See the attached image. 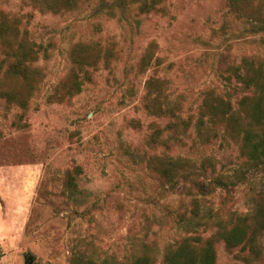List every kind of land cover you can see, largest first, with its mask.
I'll list each match as a JSON object with an SVG mask.
<instances>
[{
	"label": "rangeland",
	"instance_id": "374dc122",
	"mask_svg": "<svg viewBox=\"0 0 264 264\" xmlns=\"http://www.w3.org/2000/svg\"><path fill=\"white\" fill-rule=\"evenodd\" d=\"M47 1L0 0V15L17 19L21 34L47 51L28 84L7 72L12 59L0 44V264H70L74 253L126 262L146 247L162 264L165 248L183 237H207L264 206L260 168L228 193L218 187L202 195L182 177H233L243 163L225 127L207 124L200 132L195 123L206 92L234 97L228 64L264 61V0H250L243 13L225 0H160L151 12L133 0H79L58 13ZM93 41L113 57L90 68V80L70 95L69 52ZM148 47L153 57L144 66ZM152 75L164 80L187 128L146 110ZM169 159L178 164L172 184L162 175ZM76 166L71 197L68 175ZM259 250L248 262L247 250L220 242L217 263L264 264V232Z\"/></svg>",
	"mask_w": 264,
	"mask_h": 264
},
{
	"label": "trees",
	"instance_id": "16d2710c",
	"mask_svg": "<svg viewBox=\"0 0 264 264\" xmlns=\"http://www.w3.org/2000/svg\"><path fill=\"white\" fill-rule=\"evenodd\" d=\"M79 0H48L46 8L52 13L63 10L75 9ZM138 3L141 12H151L156 9L160 0H133ZM227 6L235 12L251 10L250 0H225ZM253 14H260L255 12ZM264 22V17L259 19ZM0 44L6 49V55L12 59L8 73L11 76H19L28 84H31L32 70L36 68L34 63L38 60L39 52L46 55V49L21 34L17 19H11L7 14L0 15ZM112 48H105L99 41L78 42L69 52L71 61L70 83L67 93L77 94L81 91L84 79L90 80V68H96L101 60L109 62L113 57ZM153 50L148 47L142 57V65L147 66L152 60ZM226 80L233 85V95L227 98L216 95L213 91L205 93L195 123V128L203 132L207 124L221 125L239 141L240 154L244 158L242 165L237 169L233 177L218 174L209 180L196 178L194 173L183 174L184 180L191 184L202 195L213 192L216 188L227 191L230 186L241 181L246 175L255 170L264 171V61L257 57H243L238 64H228L225 69ZM82 76V77H81ZM32 86V85H31ZM163 79L150 76L145 83L144 106L146 110L155 116H170L174 122L188 126V121L181 119L177 113L178 105L171 104L165 94ZM204 163L212 167L210 159ZM177 162L169 159L167 166L162 169V175L169 183L174 181V168ZM79 166L68 175L67 188L69 195L77 194L76 176L80 173ZM176 185V184H175ZM192 212L198 214V203L192 201ZM189 225L192 220L186 221ZM264 232V206H259L254 213L246 215L230 228L220 224L218 229L207 237L202 235H187L177 243L165 248L162 256V264H218L216 258V245L223 243L230 250L240 248L247 250L246 260L252 262L260 256V238ZM149 248H145L140 254L129 261H97L82 253H74L70 264H155V259Z\"/></svg>",
	"mask_w": 264,
	"mask_h": 264
},
{
	"label": "water",
	"instance_id": "95a60500",
	"mask_svg": "<svg viewBox=\"0 0 264 264\" xmlns=\"http://www.w3.org/2000/svg\"><path fill=\"white\" fill-rule=\"evenodd\" d=\"M29 260V259H28ZM25 264H28V262L26 261V263Z\"/></svg>",
	"mask_w": 264,
	"mask_h": 264
}]
</instances>
